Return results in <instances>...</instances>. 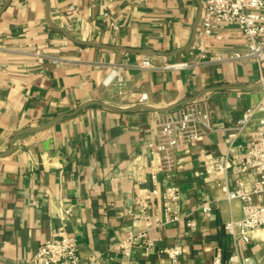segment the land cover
Listing matches in <instances>:
<instances>
[{"label": "crops", "instance_id": "obj_1", "mask_svg": "<svg viewBox=\"0 0 264 264\" xmlns=\"http://www.w3.org/2000/svg\"><path fill=\"white\" fill-rule=\"evenodd\" d=\"M50 1L53 21L72 36L120 49L74 43L48 24L45 0H2L0 153L9 149L19 131L45 125L92 101L129 108L146 93V105L168 107L197 98L192 104L211 113L216 131L180 149L156 183L160 189L180 188V213L197 225L171 223L150 231L149 237L158 251L181 245L180 264H213L218 254L222 264H236L231 262L235 255L241 264H264V229L250 244L234 241L225 227L242 219V201L223 200V176L212 170L228 152L226 129L264 93V87L252 90L262 83L254 61H216L243 51L248 40L237 28H228L223 41L209 42L213 61L200 62L189 45L204 0ZM71 6L77 10L71 12ZM37 50L51 58L38 62ZM54 58L64 61L55 63ZM143 59L154 68H142ZM182 62L192 66L164 69ZM119 66L127 81L123 95L103 82ZM167 114L118 113L93 105L47 131L19 137L13 153L0 158V264H28L52 230L62 225L64 211H69L66 229L77 239L83 259L102 253L100 264H126L115 246L121 237L144 228L135 216V198L155 187L148 145L156 142L157 125ZM262 116L231 150L237 157L229 170L232 188L238 178L246 189L254 182L255 173L242 172L239 166ZM205 201H213L211 217L197 211ZM151 210L162 212L160 204ZM132 264L169 263L161 252L147 255L137 248Z\"/></svg>", "mask_w": 264, "mask_h": 264}, {"label": "built area", "instance_id": "obj_2", "mask_svg": "<svg viewBox=\"0 0 264 264\" xmlns=\"http://www.w3.org/2000/svg\"><path fill=\"white\" fill-rule=\"evenodd\" d=\"M145 2L148 0H139ZM2 0H0L1 6ZM200 26L192 50L198 53L200 62H212L210 40L223 41L228 28H237L241 35L248 40L246 49L238 51L227 58L217 57L216 61H254L261 73V82L264 83V0H204ZM71 12L77 9L69 8ZM115 29L118 25L112 24ZM34 55L38 62L44 63L51 57L37 50ZM55 63L64 60L54 58ZM191 63L182 62L169 64L164 67L168 70H181L191 67ZM141 67L154 68L148 59H143ZM104 85L117 88L118 94L123 95L127 81L123 73V66L114 67L104 79ZM138 104H146L148 95H139ZM262 114L255 130L250 135L245 147V154L240 163V171H253L255 178L249 189L245 188L244 181L236 180V187L229 183V170L237 164L236 156L231 152L236 141L243 135L257 116ZM157 140L150 143L151 153L150 175L155 184L149 192L138 194L135 203L139 211L136 218L143 221L144 228L130 232L121 237L115 248L120 250L126 259V264H132L135 249H142L147 255L161 252L167 257L169 264H180L184 255L181 245L165 247L158 251L149 233L154 229L171 223H185L187 227H195L194 219L180 213L181 190L178 186H157L158 174L169 170L173 166L175 154L185 146L195 144L203 137L216 131L212 122L211 113L199 104L181 107L167 114L157 125ZM228 138V152L219 161L213 163L212 170L223 176V200L242 201L243 217L240 221H231L226 224V230L232 235L236 243L250 244L256 233L264 229V93L261 100L253 107L248 108L237 123L226 129ZM258 200L259 202H256ZM161 205L162 212L152 211L151 208ZM197 211L206 217L213 213V201H205L197 207ZM69 211H64L60 217L62 225L53 229L50 237L39 247L28 264H100L102 253L94 254L83 259L80 256L77 239L70 236L65 225ZM231 262L241 264L237 255L231 257ZM213 264H222V257L218 254Z\"/></svg>", "mask_w": 264, "mask_h": 264}, {"label": "water", "instance_id": "obj_3", "mask_svg": "<svg viewBox=\"0 0 264 264\" xmlns=\"http://www.w3.org/2000/svg\"><path fill=\"white\" fill-rule=\"evenodd\" d=\"M9 3H10V1L7 3V5ZM202 10H203V8H201V11L199 13L198 19L196 21V24H195V27H194V32H193V37H192V40H191V43H190L189 47H191L193 45V43L195 42V40H196L197 30H198L199 23H200L201 17H202ZM45 16H46V20H47L48 24L52 28H54L55 30L63 33L68 39H70L71 41H73L76 44L83 45V46H93V47L102 48V49H120V48H114V47H108V46H105V45H100V44L93 43V42L82 41V40H79V39L75 38L74 36H72L68 31H66L65 29L60 27L55 21H53V19L51 17V1L50 0H45ZM122 50L130 51V49H122ZM138 52L141 53V54H144V55H149L150 54L147 51H138ZM263 87H264V83H261L257 87L253 88L252 90L262 89ZM196 99L197 98L188 99V100L176 103V104L168 106V107H153V106L146 105V104H138V105H134L133 107H129V108H119V107H115V106H112V105H109V104H106V103L92 101V102H89V103H86V104L82 105L81 107H79V109H77L73 113L66 114V115H60V116L55 117L54 119L50 120L45 125H42L40 127L25 128V129L19 131L11 139L9 149L6 152H4V153H0V158L9 156V155H11L13 153V150H14V147H15V142L22 135L41 133V132L47 131L48 129H50L53 126H55L57 123L61 122L66 117L74 116L79 111H81V110H83V109H85V108H87L89 106L99 105V106H101V107H103V108H105L107 110L118 112V113H126V112L134 111V110H143V111H149V112H154V113H158V114H167V113H171V112L179 109L180 107H184V106H187V105H190V104L194 103L196 101Z\"/></svg>", "mask_w": 264, "mask_h": 264}]
</instances>
